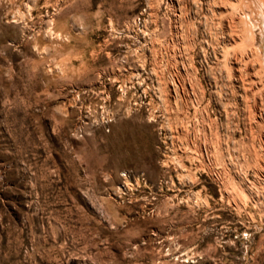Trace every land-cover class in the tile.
<instances>
[{
    "label": "rangeland",
    "instance_id": "374dc122",
    "mask_svg": "<svg viewBox=\"0 0 264 264\" xmlns=\"http://www.w3.org/2000/svg\"><path fill=\"white\" fill-rule=\"evenodd\" d=\"M0 264H264V0H0Z\"/></svg>",
    "mask_w": 264,
    "mask_h": 264
}]
</instances>
